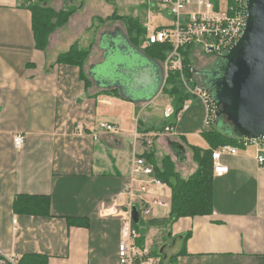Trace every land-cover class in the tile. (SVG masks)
Listing matches in <instances>:
<instances>
[{"label": "crops", "instance_id": "crops-1", "mask_svg": "<svg viewBox=\"0 0 264 264\" xmlns=\"http://www.w3.org/2000/svg\"><path fill=\"white\" fill-rule=\"evenodd\" d=\"M35 1L0 0V252L18 259L46 256L47 264H119L117 250L129 211L127 199L118 194L130 177L132 158L152 151L151 163L146 161L154 170L169 157L174 172L188 179L197 169L192 148H210L203 137L211 129L203 124L206 110L190 98L167 122L164 109L173 102L162 89L147 102L132 101L94 80L90 70L104 57L101 37L114 32L97 23L111 21L113 14L125 17L116 12L117 0H46L55 11H76L49 35L44 51L35 48L32 16L22 7ZM148 5L134 0L129 10L145 30H154L151 16L158 11ZM120 31L146 54L145 38L137 46ZM73 45L91 47L81 69L57 63ZM103 122L115 125L117 133L99 131ZM169 125L172 135L163 133ZM135 132L155 136L152 145L144 138L134 140ZM18 134L26 140L17 150L13 137ZM221 162L228 173L212 175V213L163 226L147 223L169 219L171 190L142 178L146 193L136 198L134 208L147 205L151 213L139 216L137 245L167 264H264V169L252 147ZM17 195L50 197V216L15 214ZM67 218H84L87 226H68Z\"/></svg>", "mask_w": 264, "mask_h": 264}, {"label": "built area", "instance_id": "built-area-1", "mask_svg": "<svg viewBox=\"0 0 264 264\" xmlns=\"http://www.w3.org/2000/svg\"><path fill=\"white\" fill-rule=\"evenodd\" d=\"M160 6H165L172 17V24L161 29H148L145 35V47L154 44H168L171 46L165 62L162 64L164 88L169 72L179 73V82L183 91L191 98H196L206 110L203 124L211 128L215 120V106L209 92L201 85L195 76L187 77L183 65L184 56L181 51L191 47H202L208 54L218 57L227 52L241 36L247 16V0H227L225 9H221L219 0H155ZM211 50V51H210ZM190 52V54H191ZM166 119L175 117V110L171 103L164 109ZM99 131L108 134L117 133V127L110 123H100ZM164 134L172 135V125L166 126ZM134 140L144 138L148 145H152L155 136L141 137L133 133ZM96 139V137H95ZM25 136L18 134L13 137L15 149H21L25 144ZM252 147L256 151V160L264 169V139H240L236 145H223L211 152L212 174L222 177L228 173V167L222 164L224 156H235L241 148ZM153 167L142 156H134L131 161V174L124 184L119 197H125L124 204L129 211V219L123 221L121 240L117 250L119 264H167L163 258L153 254L146 246L137 245L139 235L132 227L131 214L136 205V198L146 193L148 178L153 184L161 185V181L153 178ZM141 203V202H139ZM158 204V202H153ZM161 205V204H159ZM140 217L151 213L150 207L143 206L137 210ZM18 258L7 256L0 252V264L8 262L18 264Z\"/></svg>", "mask_w": 264, "mask_h": 264}, {"label": "water", "instance_id": "water-1", "mask_svg": "<svg viewBox=\"0 0 264 264\" xmlns=\"http://www.w3.org/2000/svg\"><path fill=\"white\" fill-rule=\"evenodd\" d=\"M101 47L103 61L90 70L97 83L117 89L132 101L147 102L158 94L163 84L161 66L132 47L119 29L103 34ZM193 73L210 94L216 109L214 124L220 132L227 130L230 137L240 139H264V0H247L241 36L217 57L205 78L199 71ZM222 118L228 127L220 126ZM132 220L139 221L135 208Z\"/></svg>", "mask_w": 264, "mask_h": 264}, {"label": "trees", "instance_id": "trees-1", "mask_svg": "<svg viewBox=\"0 0 264 264\" xmlns=\"http://www.w3.org/2000/svg\"><path fill=\"white\" fill-rule=\"evenodd\" d=\"M30 11L32 16V31L35 48L44 51L47 47L49 35L57 28L64 26L69 17L76 11L69 8L66 10L55 11L47 6L46 0H38L28 2L22 6ZM116 16H113V19ZM124 19V18H121ZM129 27L127 34L131 42L139 46L145 38L146 30L142 27L138 19L126 18L125 21ZM191 47H186L185 51H181L184 56L183 65L187 77L194 75L193 65L189 56ZM171 46L168 44H154L146 47L145 55L154 60L160 66L165 62L167 54L170 53ZM87 52L78 50L73 45L67 53L60 54L57 57L58 64H66L82 68ZM179 73L169 72L162 94L166 95L173 102L175 115H177L191 98L186 94L180 86ZM225 118L221 119L223 128L228 127ZM227 130L220 132L213 124L211 129L203 134L205 141L209 145V149L203 150L193 147V160L197 165V169L188 179H181L173 168V163L169 157L163 159V168L154 167V175L171 190L170 216L168 220H151L148 226H163L182 217H196L209 215L213 211V177H212V161L211 151L223 145H236L240 138L230 137ZM153 152H147L142 155L149 163ZM51 200L48 196H30L17 195L13 201V212L18 215L30 216H50ZM68 226L79 224L87 226L84 218H67ZM141 221L132 222V227L137 229ZM142 239V236H141ZM140 239V240H141ZM141 242V241H140ZM5 264H10L5 262ZM18 264H47V257L28 254L18 260Z\"/></svg>", "mask_w": 264, "mask_h": 264}, {"label": "rangeland", "instance_id": "rangeland-1", "mask_svg": "<svg viewBox=\"0 0 264 264\" xmlns=\"http://www.w3.org/2000/svg\"><path fill=\"white\" fill-rule=\"evenodd\" d=\"M146 2H149L148 7H149L150 10L152 8H154L155 10L158 11L157 13H152V16H151V24H152V28L153 29L160 28V27H165V26H168V25L171 24V22H172L171 15L168 12V10L165 8V6H162V5L160 6L155 0H145V3ZM133 5H134V0H117L116 12H117V14L124 15L125 17L113 14L109 18V20H111V21H108L107 19H102L97 24H99L100 27L102 25H105V26L109 25L111 30L114 29V31H115V29H119L120 28L121 30H123V32H127L129 25L125 21H126V18H131V16L135 15V11L134 10L133 11L129 10V9H131L130 7H133ZM219 5H220L221 9H225L226 6H227V0H219ZM114 15L116 17L113 19ZM121 18H124V19H121ZM101 30H104V28L102 27ZM127 36H128V34H127ZM96 38L98 39L99 36H97ZM102 44H103V46L106 47L105 39L102 41ZM62 47H64V46H62ZM90 49H91V47L83 50V51L87 52V54H86L87 56L91 52ZM78 50H80V49L78 48ZM87 56L85 57V60H87V58H88ZM189 59H190V62L192 63V65H193L194 70L195 71H199V70H202L205 67L210 66L212 63H214V61L217 58H215V56H213L211 54L206 53L202 47H196L191 52V54L189 56ZM99 60H101V57L99 58ZM157 102L163 103V102L160 101V99H158ZM160 106L158 107L159 108V113H161V110L163 108L162 105H160ZM151 108H153V107H151ZM165 120L167 122L170 121L169 119H165ZM143 217L145 218L146 216H143Z\"/></svg>", "mask_w": 264, "mask_h": 264}, {"label": "flooded vegetation", "instance_id": "flooded-vegetation-1", "mask_svg": "<svg viewBox=\"0 0 264 264\" xmlns=\"http://www.w3.org/2000/svg\"><path fill=\"white\" fill-rule=\"evenodd\" d=\"M216 58H217V57H216ZM211 65H212V64H211ZM211 65H210V66H211ZM210 66L205 67V68L202 69V70H206V71L199 70V74H200L201 77H203V78L206 77V72L210 69ZM197 78L199 79L198 76H197Z\"/></svg>", "mask_w": 264, "mask_h": 264}]
</instances>
